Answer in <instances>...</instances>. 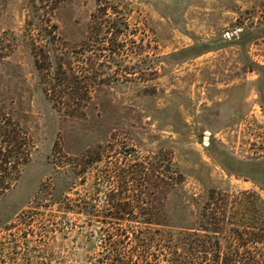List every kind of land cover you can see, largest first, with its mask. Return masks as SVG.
I'll return each mask as SVG.
<instances>
[{
	"label": "rangeland",
	"instance_id": "rangeland-1",
	"mask_svg": "<svg viewBox=\"0 0 264 264\" xmlns=\"http://www.w3.org/2000/svg\"><path fill=\"white\" fill-rule=\"evenodd\" d=\"M1 149L0 264H90L139 207L264 264V0H0Z\"/></svg>",
	"mask_w": 264,
	"mask_h": 264
},
{
	"label": "trees",
	"instance_id": "trees-1",
	"mask_svg": "<svg viewBox=\"0 0 264 264\" xmlns=\"http://www.w3.org/2000/svg\"><path fill=\"white\" fill-rule=\"evenodd\" d=\"M2 151L1 149V154H3ZM8 163L10 162L7 157L0 163V196L13 185L11 176L7 174ZM122 209L123 207L118 211ZM139 211L149 218H145L141 224H136L133 229L122 224L102 228V231L105 230L102 233L104 235L102 236L103 250L96 256H92L94 258L90 264H230L228 258L222 257L219 253L210 255L209 252L202 253L203 251L199 250L203 247L208 248L209 242L213 241L211 239H191L188 243L185 241L184 245L188 244L192 252L180 253L181 247L177 246L171 232H167L162 227L153 226L161 223L152 220L150 217L153 215L152 210L139 207ZM215 240L216 246L220 247L219 241ZM195 250H199V253Z\"/></svg>",
	"mask_w": 264,
	"mask_h": 264
}]
</instances>
